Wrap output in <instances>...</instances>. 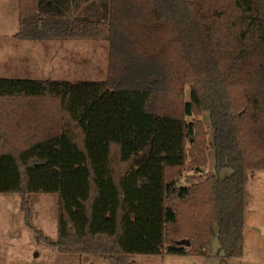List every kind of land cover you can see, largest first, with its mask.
Instances as JSON below:
<instances>
[{
    "label": "trees",
    "instance_id": "trees-1",
    "mask_svg": "<svg viewBox=\"0 0 264 264\" xmlns=\"http://www.w3.org/2000/svg\"><path fill=\"white\" fill-rule=\"evenodd\" d=\"M19 9L17 37L107 38L109 65L102 80L0 77V193L22 194L28 224L27 195L57 193L58 239L37 233L63 253L135 264L203 255L217 235L221 264L242 257L247 171L264 169V0Z\"/></svg>",
    "mask_w": 264,
    "mask_h": 264
},
{
    "label": "rangeland",
    "instance_id": "rangeland-1",
    "mask_svg": "<svg viewBox=\"0 0 264 264\" xmlns=\"http://www.w3.org/2000/svg\"><path fill=\"white\" fill-rule=\"evenodd\" d=\"M20 5V0H19ZM86 5L71 10L86 13ZM18 0H0V28H11L18 23ZM7 31H0V77H28L41 79H61L68 81L102 80L107 76L109 65V41L107 38H61L48 39L37 46L35 68L33 64L21 60L18 53L26 54L27 47H19L27 40L12 38ZM49 43V44H48ZM33 50V49H31ZM36 68V69H37ZM42 69V70H41ZM189 94V86L186 87ZM198 118V117H196ZM201 118L212 139V126L208 112ZM189 120L193 117H188ZM203 175L214 172V155L209 150L208 164L201 168ZM225 168L221 175L230 174ZM192 175V174H189ZM198 175V174H194ZM181 184L187 183L182 178ZM30 208L29 224L22 207V194L0 193V264H69L58 257L57 248L44 241L37 231H41L50 241L58 239L59 195L57 193H32L27 195ZM264 169L247 171L246 207L244 215V254L240 258L227 259L228 264H264ZM219 239L215 235L203 255L168 254L137 255L135 264H221ZM94 264H118L115 260L99 255L85 256ZM89 264V263H87Z\"/></svg>",
    "mask_w": 264,
    "mask_h": 264
},
{
    "label": "crops",
    "instance_id": "crops-1",
    "mask_svg": "<svg viewBox=\"0 0 264 264\" xmlns=\"http://www.w3.org/2000/svg\"><path fill=\"white\" fill-rule=\"evenodd\" d=\"M19 6L20 5H19V0H18V7ZM19 12H20V9L18 11V23H12L10 25L11 28H0V31H7L8 30V32L10 33V34H8V36H11L12 38H19V37L16 36L17 32L19 31V28H20ZM22 40H27V41L25 43H20L19 47H21V48L22 47H27L28 51L26 52V54H23L20 51L18 53V55L20 57L23 56V57H21V60H24V61L28 62L27 64H33L34 65L35 68H33V69L29 68V71L34 70L35 72H37V70L40 69V68H37V66H36L35 59L37 58L38 55H37V52H35L34 50H35V48L37 46H45L46 43L42 42L44 40H29V39H22ZM31 49H33V50H31ZM263 231H264V228H263ZM58 252H59V254H57L56 256H58V257H67V259H63V260H65L69 264H87V263L94 264V261H92V260H89V261L85 260V256L87 254L63 253V252H60L59 250H58ZM164 256L165 255H162L161 257H164ZM135 261H136V258H135Z\"/></svg>",
    "mask_w": 264,
    "mask_h": 264
},
{
    "label": "water",
    "instance_id": "water-1",
    "mask_svg": "<svg viewBox=\"0 0 264 264\" xmlns=\"http://www.w3.org/2000/svg\"><path fill=\"white\" fill-rule=\"evenodd\" d=\"M183 243L184 244H189V241L188 240H184Z\"/></svg>",
    "mask_w": 264,
    "mask_h": 264
}]
</instances>
